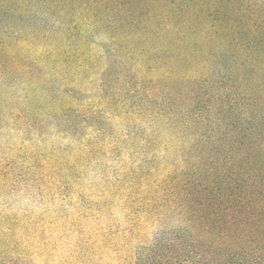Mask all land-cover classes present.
Listing matches in <instances>:
<instances>
[{"label":"rangeland","instance_id":"obj_1","mask_svg":"<svg viewBox=\"0 0 264 264\" xmlns=\"http://www.w3.org/2000/svg\"><path fill=\"white\" fill-rule=\"evenodd\" d=\"M175 9L0 0V264H175L190 189L264 101L228 78L207 12Z\"/></svg>","mask_w":264,"mask_h":264},{"label":"trees","instance_id":"obj_2","mask_svg":"<svg viewBox=\"0 0 264 264\" xmlns=\"http://www.w3.org/2000/svg\"><path fill=\"white\" fill-rule=\"evenodd\" d=\"M210 1L175 0V16L192 28L207 12L230 55L228 78L264 90V0ZM245 101L244 115L220 138L233 156L190 189L192 220L188 234L175 237V264H264V101Z\"/></svg>","mask_w":264,"mask_h":264}]
</instances>
